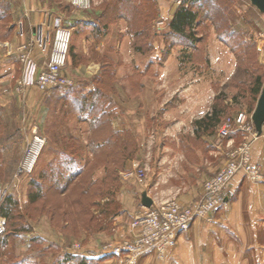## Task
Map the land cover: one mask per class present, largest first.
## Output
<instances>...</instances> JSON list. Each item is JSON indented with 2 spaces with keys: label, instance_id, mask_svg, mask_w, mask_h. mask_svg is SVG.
I'll return each mask as SVG.
<instances>
[{
  "label": "rangeland",
  "instance_id": "rangeland-1",
  "mask_svg": "<svg viewBox=\"0 0 264 264\" xmlns=\"http://www.w3.org/2000/svg\"><path fill=\"white\" fill-rule=\"evenodd\" d=\"M11 1L13 16L0 22V53L10 57L0 62V208L11 198L16 219L13 223L0 213L5 220L0 264H95L97 258L108 257L107 245L133 236L118 237L114 221L124 209L120 195L127 182L140 184L156 204L177 200L173 193L164 195L165 200L157 199L162 193L153 190L152 184L158 172L167 180L164 191L184 193L198 173L210 168L203 164L198 169L196 162L211 160L220 170L252 140L253 134L246 131L227 138L220 133L229 119L244 116L251 121L260 96L252 93L254 82L258 76L264 82V15L249 1L224 4L226 0H217L223 10L214 14L211 5L194 6L197 24L191 39L170 28L178 10L171 0L164 14L158 0H91L87 9L71 0H38L34 2L37 10L27 19L21 15L24 0ZM45 13L52 17L50 31L42 34L49 49L56 27L73 31L64 70L73 84L19 94L18 49L24 43L15 52L14 35L8 30L13 25L22 34L23 28L35 26L39 33L40 21L31 18ZM183 90L185 97H178V105L185 111L177 112V107L172 113L177 120L197 118L206 110L205 115L210 114L214 107L223 108L224 113L215 129L198 134L194 128L196 141L188 138L184 145L175 146L165 136V113L158 110ZM85 96L94 102L93 107L88 103L85 107ZM204 135L206 142L201 139ZM37 138L44 146L35 167L31 172L21 171ZM253 143L251 164L260 171V178L243 174L259 182L263 167L254 161ZM96 144L105 146L98 151ZM185 155L192 163L185 162ZM141 171L142 181L127 176ZM146 210L143 206L135 219ZM103 235L107 240L101 242ZM93 244L92 256H81ZM259 254L256 251L248 257L251 264H263ZM121 257L128 260L126 255ZM139 259L128 262L140 264L143 258Z\"/></svg>",
  "mask_w": 264,
  "mask_h": 264
},
{
  "label": "crops",
  "instance_id": "crops-1",
  "mask_svg": "<svg viewBox=\"0 0 264 264\" xmlns=\"http://www.w3.org/2000/svg\"><path fill=\"white\" fill-rule=\"evenodd\" d=\"M35 1L38 2V0H24L25 6L21 9V15L24 19L28 18L29 13L37 10L34 4ZM158 1L163 10V14L168 13L170 7L168 0ZM39 6L40 8L46 7V5L41 7V4ZM8 16H13V2L11 0H0V22L8 18ZM37 16L38 14H34L31 19L35 20L36 23H38V20L40 21V23L37 24L38 28H40V35L44 33L47 34L52 27L51 15L45 13L41 18ZM12 26L13 25H11L8 31L14 35L12 47L15 49V52H17L19 45L30 40L37 31L35 32V26H32L31 29L29 28L30 30H24L23 28L21 34L18 33L17 27L12 29ZM121 44L122 42L119 44V48ZM262 48L264 49V46L261 47V49ZM49 51V45L46 52L42 53V55L39 54V50H35V53L37 52L36 58L39 64H44V62L47 61ZM8 59H10V57L7 58L6 55L4 56V54L2 55V53H0V62L10 61ZM164 76L168 78L167 73ZM118 80H122L121 76H118ZM32 90L34 91V88ZM133 92L132 90V93ZM119 93L122 95V90ZM178 97H185V90L175 92L168 101H164L162 105L159 106L158 110V112L161 111L165 113V136H170L171 139L169 142H172L175 146L184 145L188 138L190 140H197L194 133L195 122L201 119V117L207 113L206 111H208H204L202 116H197V118L191 120H177L172 116L173 111H175L177 107H179L177 112L185 111L184 106L178 105ZM181 106L183 108L180 109ZM123 128L125 127L118 130H123ZM201 139L205 142L207 141L205 135L202 136ZM197 151H195V154L199 161L200 154L197 153ZM214 153H216V151H214ZM253 157L254 161L263 167L261 180L259 182L251 181L243 173H239L235 176L225 189L224 195L226 203L217 213L215 221L213 223L204 220L195 221L190 230L179 237L176 246L168 252L165 260L159 261V263L156 264H251L248 257L254 255L256 251H260L259 255L261 256H258L261 257L260 262L264 264V137L258 138L253 143ZM185 162L188 164L192 163L186 160V155ZM203 164L209 165L207 168H210L206 171H202L201 174L198 173V175L195 176L193 184L188 186V190L181 194L178 192L179 190L164 191L165 189L163 188L167 180H165V175L163 173L158 172L153 180L152 186L153 190L162 193V196H158L157 194L158 198H156L158 200H165L164 195L173 193L172 195H175L173 197L182 204L188 205L197 201L202 194L201 183L215 174L220 168V166L217 167L211 160H205L201 163L196 162L195 167L202 169ZM211 165H213V167H211ZM197 184L199 186H197ZM176 191L178 193H176ZM144 192L145 188L134 181L127 182L123 187L120 200L124 203V209L118 216L114 217L115 225L118 227V237L122 238L123 236L133 233L130 222L143 212L140 196H142ZM149 197L152 198L151 195ZM100 239L101 242H104L107 240V236L103 235ZM94 249L95 246L93 244L87 247V253L81 254V256H92ZM69 253H71V251ZM120 257L121 256L108 255V257L97 258L98 262L95 264H131L128 260L126 261L125 257ZM142 258L143 260L140 264H149L155 262V260L158 261L153 254L143 256ZM137 264H139V262Z\"/></svg>",
  "mask_w": 264,
  "mask_h": 264
},
{
  "label": "built area",
  "instance_id": "built-area-1",
  "mask_svg": "<svg viewBox=\"0 0 264 264\" xmlns=\"http://www.w3.org/2000/svg\"><path fill=\"white\" fill-rule=\"evenodd\" d=\"M189 1L171 0L178 8L187 6ZM71 2L80 9L91 6V0H71ZM37 33L32 37V42L24 43L18 49L22 74L18 81L17 92L22 94L36 88L44 93L71 87L73 83L65 75L64 70L70 54L72 29L56 27L48 58L44 64H39L34 51L39 50L41 54L46 52L47 44L42 35ZM244 118L240 116L237 119L227 120L223 123L220 133L227 138L238 131H246L253 134L252 140L245 142L216 174L204 182L199 200L189 205L182 204L178 200H168L161 204L153 201L152 207L131 224L133 236L123 243L107 245L104 252L115 256L126 255L131 262L151 254L163 261L168 252L176 246L179 237L189 231L195 221L205 220L209 223L214 221L215 213L225 204V189L235 176L244 173L254 180L259 179L260 171L251 164V144L258 137L252 120L247 122ZM24 167L25 165L21 171H26ZM143 175L141 171L137 174L130 172L127 176H136L142 181ZM4 234L5 220L0 216V237Z\"/></svg>",
  "mask_w": 264,
  "mask_h": 264
},
{
  "label": "trees",
  "instance_id": "trees-1",
  "mask_svg": "<svg viewBox=\"0 0 264 264\" xmlns=\"http://www.w3.org/2000/svg\"><path fill=\"white\" fill-rule=\"evenodd\" d=\"M227 1L228 0H226V2L224 4H227ZM190 3L191 4H189L187 6H183V7L178 8V10L175 13L174 19L172 20V22L170 24V28L172 29V31L174 33L185 36L186 39H191L192 31L195 29L196 24H197V13L193 10L194 6L199 5V7L201 9V8H205V7L211 5V7H212L211 11L213 12V14L217 13L218 11L223 10L222 9L223 6L221 4H219L217 0H193ZM225 7L227 8V6H225ZM217 9H218V11H217ZM187 31H189L190 33L188 34ZM192 42H193L192 44H194V41H192ZM263 86H264V82L262 81L261 76H258L254 82V86L252 89L253 95L259 96ZM94 94H96V93H93L92 95H94ZM99 95H100V92H98L96 94V96H99ZM102 95L103 94H101V96ZM88 98H89L88 96L83 97V103L85 104V107H88L86 105V103L89 104V107H93L94 102H89ZM223 113H224L223 108L214 107V110L212 111V113L205 115L203 118H201L195 122L196 133L199 134L201 131H209L210 129H215L221 123ZM105 144H96L97 150L100 151V148L104 147ZM112 176L115 177L113 174H112ZM72 178L74 179L73 175H72ZM69 179L71 180V177H68V180ZM42 191H43V189L41 188L40 193H42ZM38 197H39V194L35 196V198H34L35 201ZM12 206H13L12 199L8 198L4 202V204L1 206L0 213L8 221H11L14 223V220L16 219V217L12 213Z\"/></svg>",
  "mask_w": 264,
  "mask_h": 264
},
{
  "label": "water",
  "instance_id": "water-1",
  "mask_svg": "<svg viewBox=\"0 0 264 264\" xmlns=\"http://www.w3.org/2000/svg\"><path fill=\"white\" fill-rule=\"evenodd\" d=\"M255 7L261 14H264V0H246ZM252 123L255 128V133L258 138L263 136L264 132V86L261 90L259 99L257 101L256 108L251 116ZM142 205L145 208H151L153 205L152 198L149 197L147 192H144L141 196Z\"/></svg>",
  "mask_w": 264,
  "mask_h": 264
},
{
  "label": "bare ground",
  "instance_id": "bare-ground-1",
  "mask_svg": "<svg viewBox=\"0 0 264 264\" xmlns=\"http://www.w3.org/2000/svg\"><path fill=\"white\" fill-rule=\"evenodd\" d=\"M43 146H44L43 140L37 138L35 144L33 145L32 152L29 155L28 159L26 160V164L24 167L26 171L31 172L33 170L37 162V159L43 149Z\"/></svg>",
  "mask_w": 264,
  "mask_h": 264
}]
</instances>
